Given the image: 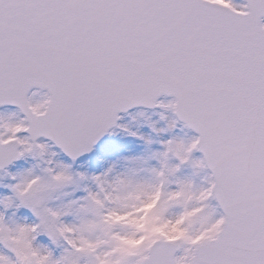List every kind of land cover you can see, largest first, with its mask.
<instances>
[{
  "label": "snow or ice",
  "instance_id": "1",
  "mask_svg": "<svg viewBox=\"0 0 264 264\" xmlns=\"http://www.w3.org/2000/svg\"><path fill=\"white\" fill-rule=\"evenodd\" d=\"M0 264H264V0H0Z\"/></svg>",
  "mask_w": 264,
  "mask_h": 264
},
{
  "label": "rangeland",
  "instance_id": "2",
  "mask_svg": "<svg viewBox=\"0 0 264 264\" xmlns=\"http://www.w3.org/2000/svg\"><path fill=\"white\" fill-rule=\"evenodd\" d=\"M160 111L161 110L159 109L155 112L143 111L145 113V116L143 117L137 115V113L140 111H134L126 116H123L120 123H127L133 131L148 135L150 134V130L145 123V117H147L150 121L156 122V126L158 128L163 127L165 122L161 121L159 118L158 113ZM166 115L169 119L172 118L171 113H166ZM132 117H135V119ZM174 134L179 136L189 135L178 128L174 130ZM168 135V133H164L161 138L166 139ZM155 138L156 137L153 135V139ZM152 147L155 148L157 145L154 144ZM143 149V142L137 140L134 137L126 136L118 132L116 135H109L101 148L95 151L93 157L86 158V160L89 162L87 166L90 170H99L102 161H111L117 157L139 154L143 151Z\"/></svg>",
  "mask_w": 264,
  "mask_h": 264
}]
</instances>
